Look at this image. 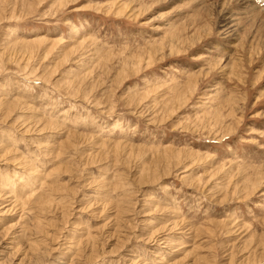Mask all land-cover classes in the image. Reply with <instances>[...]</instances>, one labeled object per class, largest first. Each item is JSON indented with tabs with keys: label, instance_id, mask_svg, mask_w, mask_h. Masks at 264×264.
Masks as SVG:
<instances>
[{
	"label": "rangeland",
	"instance_id": "1",
	"mask_svg": "<svg viewBox=\"0 0 264 264\" xmlns=\"http://www.w3.org/2000/svg\"><path fill=\"white\" fill-rule=\"evenodd\" d=\"M0 264H264V0H0Z\"/></svg>",
	"mask_w": 264,
	"mask_h": 264
}]
</instances>
